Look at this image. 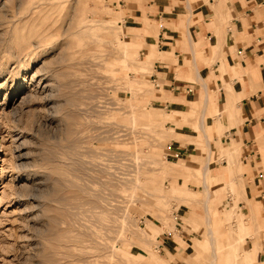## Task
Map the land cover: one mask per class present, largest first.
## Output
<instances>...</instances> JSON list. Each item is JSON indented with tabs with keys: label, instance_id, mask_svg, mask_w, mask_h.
<instances>
[{
	"label": "rangeland",
	"instance_id": "obj_1",
	"mask_svg": "<svg viewBox=\"0 0 264 264\" xmlns=\"http://www.w3.org/2000/svg\"><path fill=\"white\" fill-rule=\"evenodd\" d=\"M119 1L0 0V264H182L158 249L178 232L179 171ZM243 254L234 240L211 264Z\"/></svg>",
	"mask_w": 264,
	"mask_h": 264
},
{
	"label": "crops",
	"instance_id": "obj_2",
	"mask_svg": "<svg viewBox=\"0 0 264 264\" xmlns=\"http://www.w3.org/2000/svg\"><path fill=\"white\" fill-rule=\"evenodd\" d=\"M119 2L137 67L148 69L140 78L153 85L151 115L165 121L167 173L179 171L169 181L178 232L158 235L159 251L211 264L237 240L243 264H264V0ZM216 206L227 218L211 229Z\"/></svg>",
	"mask_w": 264,
	"mask_h": 264
},
{
	"label": "bare ground",
	"instance_id": "obj_3",
	"mask_svg": "<svg viewBox=\"0 0 264 264\" xmlns=\"http://www.w3.org/2000/svg\"><path fill=\"white\" fill-rule=\"evenodd\" d=\"M35 8V7H34ZM33 9V8H32ZM32 11V10H31ZM32 14V13H31ZM6 15V14H5ZM1 22V21H0ZM122 26V25H121ZM37 47V46H36ZM33 52V51H32ZM124 52L126 53V54H124L123 56H125V58L126 57H128L131 53H130V51H125L124 50ZM30 54V53H29ZM34 55V54H33ZM36 55V54H35ZM34 55V56H35ZM37 56V55H36ZM5 66V65H4ZM37 74H38V72H37ZM1 85V84H0ZM132 116H134V114L132 115ZM133 121H135V119L133 120ZM136 122V121H135ZM165 122V121H164ZM20 160V159H19ZM21 163V162H20ZM18 165V164H17ZM24 166V165H23ZM4 174V173H3ZM32 175V174H31ZM34 175V174H33ZM3 177V175L1 176V178ZM29 180V179H28ZM31 180V179H30ZM36 182V181H35ZM34 183V182H33ZM35 184V183H34ZM33 185V184H32ZM130 226V225H129ZM146 233V232H145ZM148 234V233H147Z\"/></svg>",
	"mask_w": 264,
	"mask_h": 264
}]
</instances>
